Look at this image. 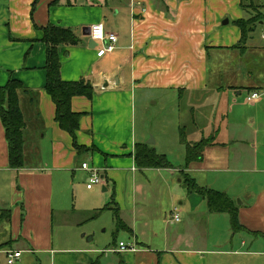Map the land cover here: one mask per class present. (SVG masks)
Here are the masks:
<instances>
[{
	"label": "crops",
	"instance_id": "1",
	"mask_svg": "<svg viewBox=\"0 0 264 264\" xmlns=\"http://www.w3.org/2000/svg\"><path fill=\"white\" fill-rule=\"evenodd\" d=\"M52 1L37 0L32 11L34 0H0V86L12 76L30 91L19 94L24 137L39 139L38 160L26 159L23 168L10 169L0 122V176H16L19 190L10 185V203L21 200L24 205L22 220L19 209L12 214L8 201L0 199V213L9 210L0 220L1 253L19 240L29 252L52 253L54 215L71 211L80 188L90 196L97 193L94 185L86 187L89 173L81 164L87 163L98 171L101 191L108 202L114 200L120 219L131 229L129 242H119L134 250L111 251L117 249L113 246L101 252L103 258L114 253L121 256L119 264H264V238L259 235L264 234V30L257 29L263 22L239 48L240 31L232 21L249 15L243 0ZM95 23L117 36L113 52L98 56L101 44L89 43L83 34ZM48 24L69 27L80 39L61 49L66 52L61 78H84L93 87L91 99L71 100L72 110L82 113L76 131L77 143L84 147L80 152L54 120V103L44 90L40 29ZM210 55L215 57L211 67ZM252 93L258 96L248 100ZM137 94L155 99L153 103L169 96L189 115L200 108L209 117L186 137L190 142L214 137L200 161L185 168L184 149L178 163L160 152L172 168L136 166L135 143H145L137 141L135 132ZM146 144L156 151V140ZM182 172L199 186L238 199L237 217L246 231L232 232L227 213H209L205 199L187 190ZM155 197L161 205L156 217ZM125 211L131 213V223L123 217ZM15 218L19 230L2 228V220L7 226ZM16 251H21L20 259L23 250Z\"/></svg>",
	"mask_w": 264,
	"mask_h": 264
},
{
	"label": "rangeland",
	"instance_id": "2",
	"mask_svg": "<svg viewBox=\"0 0 264 264\" xmlns=\"http://www.w3.org/2000/svg\"><path fill=\"white\" fill-rule=\"evenodd\" d=\"M261 3L264 4V0H243L242 7L249 12L246 18L254 16L259 21L264 20V9ZM260 28L264 30V22L257 29ZM245 43H238L236 46L243 48ZM209 59V67H211V63L215 62L214 55H210ZM239 61H244V58L239 59ZM154 100L148 101L146 98H138V94L136 96L134 124L137 141L147 143L151 139L154 142L156 140V152H167L166 155L170 161L174 163L182 162L185 146L181 142L179 128H183L185 137H187L190 128L207 123L209 117L207 115L204 116L205 113L199 110L200 108H195L196 114L189 115L186 109L176 106V102L174 103L169 96L159 99L157 103H153ZM192 120L195 122L194 125H192ZM37 141L39 139L26 136L25 157L28 161L36 162L38 160V155L35 151ZM10 185L14 189L19 190L16 184V176H14V179L0 176V199L8 201V209L11 210L12 214L19 209L23 220L24 205L22 201L18 200L17 204L14 203L13 205L10 203ZM126 187H128V183ZM94 189L97 193L90 196L86 190L80 188L73 199L71 211L54 215L51 233L53 242L52 253L29 252L26 250L27 246L21 240L12 242V250H23L22 257L16 261V264H92L93 262L94 264H119L120 255L107 253L106 257L103 258L101 252L113 246L117 247L119 240H123L126 243L129 242V232L123 229L116 231L115 220L112 212L108 209L101 210L97 216L92 217L94 209L103 208L107 204L106 202L109 201L107 194L101 191L100 184H94ZM124 202L127 204L126 199ZM235 202H238V199ZM152 207V214L156 217L161 209L160 201H157L156 197ZM1 215L3 216V214ZM122 215L127 220H130L129 223H131L130 212L125 211ZM120 217L122 216L120 215ZM2 228L11 231L14 228L19 230L17 218L11 222V225L8 224L7 226L5 220H2ZM50 230L49 228V232ZM221 231L222 226L219 229V232ZM89 237L91 238L89 239ZM95 249H98L96 253L88 252ZM87 257H91V260L87 261ZM0 264H6V254L1 253V251Z\"/></svg>",
	"mask_w": 264,
	"mask_h": 264
},
{
	"label": "trees",
	"instance_id": "3",
	"mask_svg": "<svg viewBox=\"0 0 264 264\" xmlns=\"http://www.w3.org/2000/svg\"><path fill=\"white\" fill-rule=\"evenodd\" d=\"M37 0L32 4V11ZM53 0L52 3H57ZM243 4V3H242ZM241 4V5H242ZM264 22V20H262ZM256 17L238 18L232 21L240 31V40L238 43H245L255 26L259 23ZM43 36L42 41L45 44V64L46 81L44 90L54 103V120L59 128L67 132L72 139V145L77 152L84 150V147L77 143L76 131L79 129V120L82 115L71 108V100L76 96L92 98L93 87L91 83L84 79L63 80L60 76L62 47L74 46L80 42V39L69 28L55 24H48L41 27ZM30 92L22 82L10 76L6 83L0 86V122L3 127L4 138L7 144V160L10 169L18 170L26 166L25 157V120L19 106V94ZM33 95L32 93H30ZM180 139L185 146V168L202 158L203 150L206 146L212 144L214 137H201L195 142L186 139L183 128L180 127ZM134 162L140 169L143 168H172L173 165L165 154L158 153L146 143H135ZM181 178L186 184L189 192H195L201 195L207 205L209 213H227L230 219L232 232L246 231L239 223L237 213L238 206L226 193L209 187L199 186L193 178L187 173H181ZM108 209L116 223V231L123 229L131 233V229L120 219L119 208L114 200L108 202L103 208L95 209L93 216L99 214L101 210ZM8 214L9 210H4ZM0 213V220L3 218ZM258 234V233H254ZM264 238V234H259ZM94 264V262L92 263Z\"/></svg>",
	"mask_w": 264,
	"mask_h": 264
},
{
	"label": "built area",
	"instance_id": "4",
	"mask_svg": "<svg viewBox=\"0 0 264 264\" xmlns=\"http://www.w3.org/2000/svg\"><path fill=\"white\" fill-rule=\"evenodd\" d=\"M89 37L95 41L97 44L100 43L101 47L97 48V55L98 56H103L105 54L111 53L114 51L116 48V44L118 41V38L115 34L113 33H108L104 29L103 23H95L90 26V33ZM264 38V33L262 35ZM258 96L257 93H252L249 95L248 100L256 98ZM81 168L86 170L89 173V179L86 184V187L89 189L91 188L94 184H101L102 183V178L100 177L98 171L94 168H90L87 163H82ZM172 219L174 221H179L178 215H173L172 214ZM117 249L111 250V251H126V250H134V247L132 245H126L123 242H119L117 244ZM6 264H16V261H18L21 251H16V250H6Z\"/></svg>",
	"mask_w": 264,
	"mask_h": 264
},
{
	"label": "water",
	"instance_id": "5",
	"mask_svg": "<svg viewBox=\"0 0 264 264\" xmlns=\"http://www.w3.org/2000/svg\"><path fill=\"white\" fill-rule=\"evenodd\" d=\"M228 23V19H224L223 20V22H222V24H227ZM89 33H90V27H87L86 29H85V31H83V34L85 35V36H89ZM93 43V45H96L97 43L95 42V41H93L91 38L89 39V43Z\"/></svg>",
	"mask_w": 264,
	"mask_h": 264
}]
</instances>
